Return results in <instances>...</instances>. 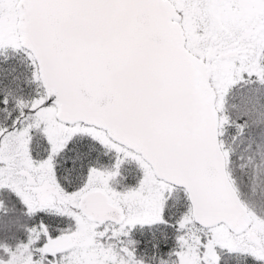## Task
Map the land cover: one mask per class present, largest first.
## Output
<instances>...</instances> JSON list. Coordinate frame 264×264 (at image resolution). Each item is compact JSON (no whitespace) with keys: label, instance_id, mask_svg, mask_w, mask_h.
<instances>
[{"label":"snow or ice","instance_id":"1","mask_svg":"<svg viewBox=\"0 0 264 264\" xmlns=\"http://www.w3.org/2000/svg\"><path fill=\"white\" fill-rule=\"evenodd\" d=\"M0 264H264V0H0Z\"/></svg>","mask_w":264,"mask_h":264}]
</instances>
